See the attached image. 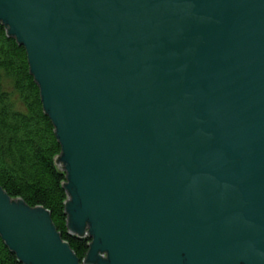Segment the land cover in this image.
Segmentation results:
<instances>
[{"label":"water","instance_id":"obj_1","mask_svg":"<svg viewBox=\"0 0 264 264\" xmlns=\"http://www.w3.org/2000/svg\"><path fill=\"white\" fill-rule=\"evenodd\" d=\"M0 24L89 241L0 187L19 264H264V0H0Z\"/></svg>","mask_w":264,"mask_h":264},{"label":"trees","instance_id":"obj_2","mask_svg":"<svg viewBox=\"0 0 264 264\" xmlns=\"http://www.w3.org/2000/svg\"><path fill=\"white\" fill-rule=\"evenodd\" d=\"M60 154L26 51L0 24V187L29 207L48 211L55 229L82 262L89 241L67 234L65 175L55 164ZM0 264H19L1 240Z\"/></svg>","mask_w":264,"mask_h":264},{"label":"rangeland","instance_id":"obj_3","mask_svg":"<svg viewBox=\"0 0 264 264\" xmlns=\"http://www.w3.org/2000/svg\"><path fill=\"white\" fill-rule=\"evenodd\" d=\"M18 107H19V104L17 103L16 108H18Z\"/></svg>","mask_w":264,"mask_h":264}]
</instances>
